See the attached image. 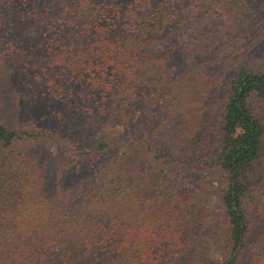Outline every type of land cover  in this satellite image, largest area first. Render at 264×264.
<instances>
[{
	"label": "trees",
	"instance_id": "1",
	"mask_svg": "<svg viewBox=\"0 0 264 264\" xmlns=\"http://www.w3.org/2000/svg\"><path fill=\"white\" fill-rule=\"evenodd\" d=\"M251 2L264 5L0 0V264H200L189 255L211 195L222 261L207 264L264 262V38L213 82L221 98L209 131L189 136V159L157 139L192 120L175 95L177 48L209 86L203 57L241 54ZM53 143L79 165L55 174ZM199 165L225 183L206 197L186 182Z\"/></svg>",
	"mask_w": 264,
	"mask_h": 264
},
{
	"label": "rangeland",
	"instance_id": "2",
	"mask_svg": "<svg viewBox=\"0 0 264 264\" xmlns=\"http://www.w3.org/2000/svg\"><path fill=\"white\" fill-rule=\"evenodd\" d=\"M252 9L246 13L245 20H248L250 26L247 29V38L245 43L246 48L239 53H234L228 59L221 53L205 54L203 61L207 64L209 77L212 79L205 86L201 76L197 73L198 68L193 65L190 58H187L185 52L177 48L174 54V59L180 67V72L183 73L182 84L175 90V95L179 100V105H185L191 111H185L191 114V122H179L170 129L169 141H158L165 143L166 147L172 151L176 157L189 159L191 156V147L189 145V136L191 134H201L209 131L211 120L214 117L215 109L221 98V91L215 88L212 84L217 77L229 71L227 65L232 62V58L239 59L243 57V53L249 54L257 44L264 38V5L260 2H251ZM50 103L49 100H44V103ZM40 114L44 116L45 110ZM191 112V113H189ZM141 113L137 110L133 116L134 129H138L141 121ZM116 126L121 129L122 126L117 123ZM153 132L157 130L155 127ZM103 133L110 135L114 134V129L108 127L106 129L95 128V130H82V137L86 140L93 139ZM45 149L52 155L54 169L53 172L58 174L60 171L77 167L81 161L82 155L77 151L68 147L66 144H47ZM187 184L193 186L201 197H206L209 191H213L215 187L223 186L224 180L212 176L205 167L201 165L194 168L193 172L187 173ZM220 206H217V198L211 195L204 200V206H201V213H197L196 219L197 240H195L194 251L189 255V258L196 263L207 264L208 261L220 262L222 258L219 254L218 247L209 236L208 225L212 221V217L218 213ZM238 264H264L258 261L253 255L245 253Z\"/></svg>",
	"mask_w": 264,
	"mask_h": 264
}]
</instances>
